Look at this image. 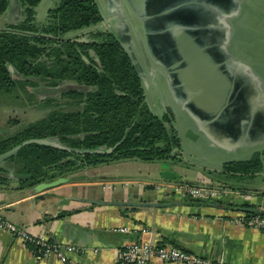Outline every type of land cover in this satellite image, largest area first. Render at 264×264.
I'll return each instance as SVG.
<instances>
[{
	"label": "trees",
	"instance_id": "16d2710c",
	"mask_svg": "<svg viewBox=\"0 0 264 264\" xmlns=\"http://www.w3.org/2000/svg\"><path fill=\"white\" fill-rule=\"evenodd\" d=\"M38 1L19 0V17L0 26V93L17 96L20 91L30 97L27 87L39 82L50 87L65 80L74 84L59 92L62 102L43 97L41 101L50 109L0 136V152L31 137L53 138L71 150L25 143L0 163V170L25 174L17 186L29 187L100 162L174 158L180 142L173 118L168 112L157 115L151 111L141 77L114 34L95 30L86 38L67 35L101 19L95 0H56L42 22L35 19ZM7 5L8 0H0V13L7 12ZM97 146L113 148L103 154L74 151ZM262 170L264 148L248 158L224 161L214 177L251 176ZM6 180L0 174V185ZM182 200L187 204L206 201ZM237 207L247 216L260 212L248 203Z\"/></svg>",
	"mask_w": 264,
	"mask_h": 264
},
{
	"label": "crops",
	"instance_id": "0c3cea01",
	"mask_svg": "<svg viewBox=\"0 0 264 264\" xmlns=\"http://www.w3.org/2000/svg\"><path fill=\"white\" fill-rule=\"evenodd\" d=\"M55 1L37 2L36 21L42 22L46 9ZM96 23L104 25L100 30L110 32L114 26L111 23L107 27L101 19ZM187 126L191 134L200 130L194 120ZM255 146V150H262L264 143L244 148ZM179 150L175 149V153L179 154ZM137 159L97 163L88 168V173L71 175L66 182L41 191L42 198L30 187H18L12 182L1 184L0 214L31 234L72 244L74 250L68 252V257L73 264H128L120 261L118 250L134 239L172 244L205 256L221 255L226 264H264V231L233 221L240 203L264 211V170L227 179L210 173L191 179L164 173L155 160ZM223 162L213 169H220ZM150 167L154 173L142 175ZM203 182L224 192L219 201L187 204L171 192L174 184ZM146 201L162 204H144ZM121 225L129 230L117 231ZM0 264L63 263L54 255L37 256L20 238L0 228ZM145 264L183 263L153 260Z\"/></svg>",
	"mask_w": 264,
	"mask_h": 264
},
{
	"label": "water",
	"instance_id": "95a60500",
	"mask_svg": "<svg viewBox=\"0 0 264 264\" xmlns=\"http://www.w3.org/2000/svg\"><path fill=\"white\" fill-rule=\"evenodd\" d=\"M132 12L139 17L141 32L150 56L163 67L167 85L174 98L193 118L198 128L212 142L221 145L251 146L264 143V92L260 79L250 67L228 50L229 33L225 18L238 9L237 0H126ZM101 20L109 26L111 13L95 0ZM7 13L19 17V0H8ZM113 17L110 18V20ZM124 27L111 29L146 82L147 74L137 57L127 18H121ZM140 26L134 24L138 35ZM39 34V33H38ZM147 66H150L145 57ZM29 142L51 145L64 150L68 146L48 137L23 139L0 152V163L21 145ZM113 146L92 149H74L76 152L103 154ZM16 178L25 174L11 171ZM68 175H59L30 186L31 191L43 197L41 191L66 182ZM184 202V201H183ZM144 204L161 205L146 201ZM264 213V211H262Z\"/></svg>",
	"mask_w": 264,
	"mask_h": 264
},
{
	"label": "rangeland",
	"instance_id": "374dc122",
	"mask_svg": "<svg viewBox=\"0 0 264 264\" xmlns=\"http://www.w3.org/2000/svg\"><path fill=\"white\" fill-rule=\"evenodd\" d=\"M39 11L40 7L38 9V12ZM109 16L110 17L106 18L107 20L114 17L113 13ZM132 17L133 24L140 25L136 17ZM12 19L13 17L11 14L7 12L0 13V26L5 21H11ZM225 22L229 33L227 42L228 50L236 59L248 65L253 74L259 77L260 86L264 92V0H244L240 6L239 12L236 11L233 15L227 16ZM109 26H111V23H109ZM103 28L104 25L96 23L82 29V32H74L76 34L71 33L70 36L79 35L82 38H86L88 37V32ZM132 45L147 74V80L145 83L142 82V85L145 99L149 107L156 114H162L165 111L168 112L173 118L172 124L178 133L180 150L179 154L177 152L175 153V155L178 154L177 158H175V156V159L155 160L159 162L160 168L164 173L192 179L196 175H207L209 174L208 171L211 170L214 172H211L210 175L215 176L217 173L219 175V169L213 168L217 167L221 161L248 158L255 151L260 150H255L258 146L254 148H244V146L237 144L224 146V149H222L221 145L212 142L207 135L198 129L196 133H194L195 135L191 134L189 131L190 127L187 126V123H190L193 118L174 98L167 85L165 74L162 72H155L151 69V66L146 65L145 57L148 54V50L145 45L144 36L140 30L138 35L135 33ZM146 58H148V61L150 60L149 56ZM73 84L72 81L65 80L57 86L50 87L39 82V84L35 86L27 87L28 91L31 93L30 97L26 93L20 91L17 92V96H15V92L10 94L0 93V136L14 132L21 124L42 116L50 109L51 107L47 105L46 102L41 101L43 97H52L62 102L64 98L59 96V92ZM62 105L65 106L64 104ZM127 159L134 160L135 158ZM137 160L144 161L143 159ZM2 166L6 167V164ZM88 168H90V166L80 167L73 172L72 175H84L88 173ZM141 173L142 175H148L154 172L151 168ZM0 174L7 178L5 182H12L19 185L18 180L21 178L13 177L11 175V170H0ZM207 184L208 183H206V185ZM206 185L205 182H203L202 186L205 187ZM174 196L182 199L176 194Z\"/></svg>",
	"mask_w": 264,
	"mask_h": 264
},
{
	"label": "built area",
	"instance_id": "2783aa9c",
	"mask_svg": "<svg viewBox=\"0 0 264 264\" xmlns=\"http://www.w3.org/2000/svg\"><path fill=\"white\" fill-rule=\"evenodd\" d=\"M171 189L174 195L176 194L182 199L193 197L204 200H216L224 194L217 187L207 185L203 187L202 184H174L171 185ZM233 221L264 231V213L262 210L248 216L244 211H239L234 215ZM0 228L20 238L37 256L46 257L54 255L63 264H73L68 257V252L74 250L72 244L59 243L49 240L42 235L31 234L22 225L6 220L1 214ZM116 230L127 232L129 229L127 226L121 225L116 227ZM142 230L145 229L143 228ZM118 257L120 261L128 264H145L153 260L183 264H226L221 255L205 256L172 244L150 242L143 239L128 241L118 250Z\"/></svg>",
	"mask_w": 264,
	"mask_h": 264
},
{
	"label": "flooded vegetation",
	"instance_id": "af4514ba",
	"mask_svg": "<svg viewBox=\"0 0 264 264\" xmlns=\"http://www.w3.org/2000/svg\"><path fill=\"white\" fill-rule=\"evenodd\" d=\"M239 3V7L237 9V11L239 12V9H240V6L242 4V2L244 0H237ZM101 4L103 6H105L111 13H113V18L114 19L113 21L110 20V22L117 28L118 32H120L121 30H123V27H124V24H123V21H121V18H127V23L130 27V32H131V38H132V41L134 40V37H135V31L133 30L134 27H133V22H132V16H135L136 19L138 20L139 24L141 25L140 21H139V17L136 16L132 10L129 8L126 0H101ZM236 11H233L231 13V15H233ZM231 15H228V16H231ZM139 25V26H140ZM140 31L141 30V26H140ZM150 58L149 60V64L151 66V69L154 70L155 72H162L165 74V72L163 71V67L158 64L152 56L149 55V53L147 54L146 57ZM148 59V58H147ZM166 76V75H165Z\"/></svg>",
	"mask_w": 264,
	"mask_h": 264
}]
</instances>
